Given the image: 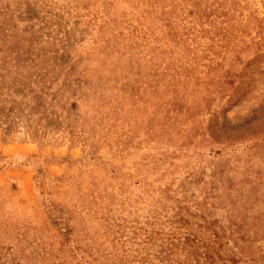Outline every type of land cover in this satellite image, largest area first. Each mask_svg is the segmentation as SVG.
<instances>
[{"label":"rangeland","instance_id":"obj_1","mask_svg":"<svg viewBox=\"0 0 264 264\" xmlns=\"http://www.w3.org/2000/svg\"><path fill=\"white\" fill-rule=\"evenodd\" d=\"M263 139L264 0H0V264H264Z\"/></svg>","mask_w":264,"mask_h":264},{"label":"trees","instance_id":"obj_2","mask_svg":"<svg viewBox=\"0 0 264 264\" xmlns=\"http://www.w3.org/2000/svg\"><path fill=\"white\" fill-rule=\"evenodd\" d=\"M34 86H36L37 88H43L42 85L39 86V83L34 82L32 83ZM57 86V85H56ZM117 90V87H111L110 90ZM44 91L50 92L54 89H43ZM88 90L91 92L93 89L88 88ZM119 92H121L122 90H118ZM32 92V91H30ZM57 93H53L51 95H47V93H45V96L48 98H52L53 96H55ZM30 100L33 103H37L36 98L33 97L32 95L30 96ZM75 102L72 104V106L74 108H81L84 105H87L86 103H88V101H86V96L81 97H74ZM52 103H54L55 101H51ZM85 103V104H84ZM58 104V114H49L47 117L44 116V112L39 111V112H34L33 109L32 111L29 113V115L27 117H25V121L29 124V128L31 129H36V131H45L48 130L50 132H61V131H65L66 134L71 137L73 139L72 142H78L79 140L83 139L85 142L88 140L83 136V134L85 133V129H84V121L83 119H81V117L79 116V118H74L73 116H70L71 114L67 111L66 109V104H61V103H57ZM80 104V105H78ZM84 104V105H83ZM70 114V115H69ZM38 116L39 119L35 120L33 124L29 123V120L31 117H36ZM264 141V139H263ZM92 250H94V255L97 254V252H99V248L95 249V247H91ZM75 252L77 253L76 249ZM205 259H207V256H204ZM82 260V258H81Z\"/></svg>","mask_w":264,"mask_h":264}]
</instances>
